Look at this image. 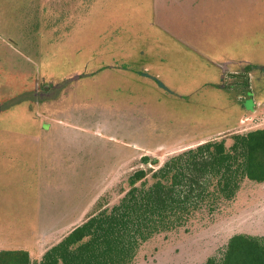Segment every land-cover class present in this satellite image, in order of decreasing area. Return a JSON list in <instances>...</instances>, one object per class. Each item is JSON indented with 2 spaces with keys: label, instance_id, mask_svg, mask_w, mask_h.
<instances>
[{
  "label": "rangeland",
  "instance_id": "1",
  "mask_svg": "<svg viewBox=\"0 0 264 264\" xmlns=\"http://www.w3.org/2000/svg\"><path fill=\"white\" fill-rule=\"evenodd\" d=\"M225 62L239 90L220 82ZM261 64L264 0H0V138L44 135L28 108L35 87L57 98L36 119L67 122L45 133V167L36 151L0 155V251L25 249L39 264L118 204L136 171L264 129V72L248 68ZM82 66L88 79L65 82L86 76ZM246 80L263 105L255 114L243 111ZM239 234L264 238V183L245 179L233 200L143 245L132 264L220 262Z\"/></svg>",
  "mask_w": 264,
  "mask_h": 264
},
{
  "label": "trees",
  "instance_id": "2",
  "mask_svg": "<svg viewBox=\"0 0 264 264\" xmlns=\"http://www.w3.org/2000/svg\"><path fill=\"white\" fill-rule=\"evenodd\" d=\"M232 140L230 147L224 140L210 142L156 169L136 171L118 204L100 207L39 264H132L143 245L186 228L196 213L214 211L219 200H233L245 179L264 183V129ZM0 264H32V257L25 250H3ZM205 264H264V238L235 235L220 262L211 258Z\"/></svg>",
  "mask_w": 264,
  "mask_h": 264
},
{
  "label": "flooded vegetation",
  "instance_id": "3",
  "mask_svg": "<svg viewBox=\"0 0 264 264\" xmlns=\"http://www.w3.org/2000/svg\"><path fill=\"white\" fill-rule=\"evenodd\" d=\"M76 52H77V50H76ZM227 64L228 63H224L223 64V66H222V69H223V71H222V74H220L219 76H220V78H222L221 79V81L220 82H225L226 81V78L228 77V76H230L231 77V75H227L226 73H228V69H227ZM83 67V66H82ZM84 68V67H83ZM215 68H217V67H215ZM220 68V67H219ZM249 69H251V71H253V70H256V69H259V70H261V72H264V65H262L261 64V66H258V67H255V66H251V67H248ZM85 70V71H84ZM84 70L83 71H80V74L81 73H84L85 72V74H87L86 76H80V75H74V76H72V77H69V78H66V81L65 82H68V81H71V82H75V81H78L79 82V80H80V82L82 83L83 81H84V79H88L87 77H88V74H90L89 73V71H87L86 70V68H84ZM36 74H38L39 75V72L38 73H36ZM233 76V75H232ZM90 77H91V75H90ZM43 78H44V76H41V78H39L41 81L43 80ZM82 78H84V79H82ZM232 78V77H231ZM233 78H235L234 80V83H233V85H234V87H235V89H237V90H239V87H238V85H239V83L236 81L237 80V78L239 79V77H237L236 75L235 76H233ZM232 78V79H233ZM70 82V83H71ZM252 82V81H251ZM219 85V84H218ZM240 88L241 89H243V91L246 93V99H245V101L247 102L248 101V99L249 98H251V100H252V108L250 109V110H245V107L244 106H242L243 107V111L245 112V113H247V114H255L256 112H257V110H256V108H261L263 105H262V103L261 102H257V98H256V96H255V94L253 93V91H251L250 89H252L251 87L249 88V87H245L244 86V84H240ZM219 87H226V85H222V84H220L219 85ZM49 88H50V90H53L54 89V87H51V85H49ZM63 90H65L66 88H62ZM74 89H76V88H74ZM246 90V91H245ZM247 90H249V91H247ZM31 91V90H30ZM66 91V90H65ZM52 92H54V91H48V93H45V91H37V88L35 87L34 89H32V97L33 98H31V101L30 102H32L33 100L35 101V105L32 107V108H34L33 110H31L30 108V106L28 107L29 108V111H31L32 113L31 114H35L34 116L37 118L38 116L40 117V116H45L44 114H45V112H50V109L53 107V105H54V103L56 102V99H52L51 101V103H47L46 102V98H45V95L47 94L48 96H50L51 94H52ZM63 92V91H62ZM61 92V93H62ZM67 92H69V91H67ZM250 94V97L248 96ZM62 96V95H61ZM51 97V96H50ZM37 98V99H36ZM36 99V100H35ZM50 100V99H49ZM244 101V102H245ZM243 102V103H244ZM23 104H24V102H23ZM264 108V107H263ZM2 110H3V107H2V102H0V113L2 112ZM264 111V110H263ZM36 118H34V121L37 123V125L39 126V128H40V131H41V127H43V126H45V125H51V126H55L56 124H62V123H64L65 124V122L64 121H58V120H54V121H50V122H48L47 120H40V119H36ZM24 120V119H23ZM16 121V120H15ZM18 121V120H17ZM20 121V120H19ZM28 122L30 121V120H27ZM31 122V121H30ZM24 123H25V121H24ZM67 123V122H66ZM19 124H22V121H20L19 122ZM32 124V123H31ZM57 126V125H56ZM7 127V126H6ZM15 126L14 125H9V127H7V128H14ZM51 128H49V129H43L42 128V131L44 130L45 131V133L47 132H49V130H50ZM3 132V129H1L0 128V134ZM8 132H9V130H8ZM13 132V131H12Z\"/></svg>",
  "mask_w": 264,
  "mask_h": 264
},
{
  "label": "crops",
  "instance_id": "4",
  "mask_svg": "<svg viewBox=\"0 0 264 264\" xmlns=\"http://www.w3.org/2000/svg\"><path fill=\"white\" fill-rule=\"evenodd\" d=\"M66 124V122H65ZM64 126V125H63ZM55 126L51 125H45L41 127V134L39 136H29L22 132V134L19 135V133L12 134V132L9 131V134H11L9 137H1L0 138V148H3L2 151H0V155H12L17 156L21 155L23 157H26L29 152L36 151V157L41 160L42 167H45L44 161L48 157V155H51L53 153L52 147H47V145H51L50 138H47L45 135V131H42L43 129H53ZM47 133V132H46ZM52 141V140H51ZM55 139L52 141V145L54 144ZM15 148H11L14 147ZM34 154V153H33ZM2 156H0L1 159ZM44 160V161H43ZM43 161V164H42ZM23 250V249H19ZM25 250V249H24Z\"/></svg>",
  "mask_w": 264,
  "mask_h": 264
}]
</instances>
